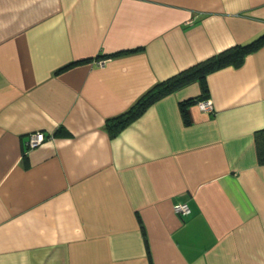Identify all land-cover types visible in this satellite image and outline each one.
I'll return each instance as SVG.
<instances>
[{"label": "crops", "instance_id": "obj_1", "mask_svg": "<svg viewBox=\"0 0 264 264\" xmlns=\"http://www.w3.org/2000/svg\"><path fill=\"white\" fill-rule=\"evenodd\" d=\"M262 34L264 0H0V264H264V45L106 127Z\"/></svg>", "mask_w": 264, "mask_h": 264}, {"label": "trees", "instance_id": "obj_2", "mask_svg": "<svg viewBox=\"0 0 264 264\" xmlns=\"http://www.w3.org/2000/svg\"><path fill=\"white\" fill-rule=\"evenodd\" d=\"M264 45V34L255 40L244 44L227 48L220 53L199 62L153 86L137 102L122 115L109 119L106 127L111 136L135 121L150 105L171 93L189 85L192 82H199L203 93H207L206 76L222 68L233 66L240 67L245 57L255 52ZM193 103V102H192ZM183 116L185 111L182 108ZM254 141L257 149L259 163L264 164V129L255 132Z\"/></svg>", "mask_w": 264, "mask_h": 264}, {"label": "built area", "instance_id": "obj_3", "mask_svg": "<svg viewBox=\"0 0 264 264\" xmlns=\"http://www.w3.org/2000/svg\"><path fill=\"white\" fill-rule=\"evenodd\" d=\"M196 106L199 108L200 111L204 113L210 114L214 112L213 103L210 99L198 101L196 102ZM45 140L46 136L43 132H33L28 136L27 145L30 149H34L42 145ZM173 211L176 214L180 215H187L190 212L189 207L186 203L174 205Z\"/></svg>", "mask_w": 264, "mask_h": 264}]
</instances>
